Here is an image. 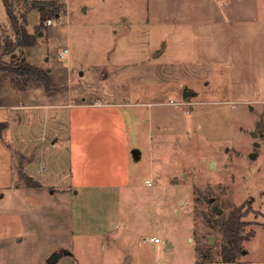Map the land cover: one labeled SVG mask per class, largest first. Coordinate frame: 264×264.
Masks as SVG:
<instances>
[{
    "label": "rangeland",
    "instance_id": "374dc122",
    "mask_svg": "<svg viewBox=\"0 0 264 264\" xmlns=\"http://www.w3.org/2000/svg\"><path fill=\"white\" fill-rule=\"evenodd\" d=\"M10 3L33 45L0 0V264H227L238 208L234 264H264V0Z\"/></svg>",
    "mask_w": 264,
    "mask_h": 264
},
{
    "label": "trees",
    "instance_id": "16d2710c",
    "mask_svg": "<svg viewBox=\"0 0 264 264\" xmlns=\"http://www.w3.org/2000/svg\"><path fill=\"white\" fill-rule=\"evenodd\" d=\"M4 5L7 10L8 17L15 29V31L21 35L22 46H31L33 45V38L28 33L25 27H21L18 23V19L14 15L10 0H3ZM17 73L22 75H31L36 77L38 80H46V76L39 71L38 68L32 67L26 63H22L16 68ZM1 105V99H0ZM7 129V124L0 122V138L3 136L4 131ZM243 208L234 209L229 215L227 220L219 221L220 231L224 239L222 245L221 257L222 261L227 264H234L238 256L243 252V241L247 239V236L244 235L246 226L248 225L242 219L247 215L248 212L243 213Z\"/></svg>",
    "mask_w": 264,
    "mask_h": 264
},
{
    "label": "water",
    "instance_id": "95a60500",
    "mask_svg": "<svg viewBox=\"0 0 264 264\" xmlns=\"http://www.w3.org/2000/svg\"><path fill=\"white\" fill-rule=\"evenodd\" d=\"M161 55V52L160 53H157V54H155V58H157V57H159ZM193 92L192 91H189L187 88H185V90H184V92H183V98L186 100V101H189L190 99H191V97L193 96ZM253 136L255 137V136H257V134L256 133H254L253 134ZM133 154H134V158L136 159V160H138L139 158H140V152L138 151V150H134L133 151ZM237 154H239V152H237ZM256 157V155H252V158H255ZM211 166H213V162L211 163ZM215 201V199L214 198H212V199H210V203H213ZM215 210V212H216V214L217 215H221L222 213H223V210L222 209H220V208H215L214 209ZM217 221L215 220V223H216ZM210 244H214V242H215V237L214 236H210ZM171 246V244H170V242H167V247H170ZM67 252L66 251H62V252H55L50 258H49V260H48V264H57L58 263V261H59V259L64 255V254H66Z\"/></svg>",
    "mask_w": 264,
    "mask_h": 264
},
{
    "label": "crops",
    "instance_id": "0c3cea01",
    "mask_svg": "<svg viewBox=\"0 0 264 264\" xmlns=\"http://www.w3.org/2000/svg\"><path fill=\"white\" fill-rule=\"evenodd\" d=\"M218 22L220 23V21H216V23H218ZM80 106H83V105H80ZM86 107H88V106H86ZM22 153H28V151L24 150V151H22ZM30 167H31V171H32V172L30 171L31 174H32L30 177L34 178V180L38 183V187L39 188L45 189V188H48V187H50V188L53 187V188L56 189V191L59 192V194H63V193H65L68 190V189H65V187H63L60 184H58L57 182L47 183V181H42L41 178L44 177V175L38 174L34 170L33 161H32V164L30 165ZM54 193H55V191L52 190L51 194H54Z\"/></svg>",
    "mask_w": 264,
    "mask_h": 264
},
{
    "label": "built area",
    "instance_id": "2783aa9c",
    "mask_svg": "<svg viewBox=\"0 0 264 264\" xmlns=\"http://www.w3.org/2000/svg\"><path fill=\"white\" fill-rule=\"evenodd\" d=\"M47 24L48 25H51L52 24V21H50V20L47 21ZM146 183L148 185H151V182L150 181H146ZM150 241L153 242V243H160L161 242V240L159 238H152V239H150Z\"/></svg>",
    "mask_w": 264,
    "mask_h": 264
}]
</instances>
